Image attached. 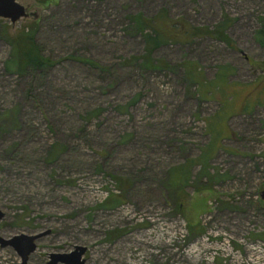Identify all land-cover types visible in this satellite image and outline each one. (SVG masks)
Here are the masks:
<instances>
[{"label":"rangeland","instance_id":"1","mask_svg":"<svg viewBox=\"0 0 264 264\" xmlns=\"http://www.w3.org/2000/svg\"><path fill=\"white\" fill-rule=\"evenodd\" d=\"M18 1L29 16L0 23V235L50 230L29 264L75 245L87 264H264V0ZM138 12L198 27L229 19L233 46L169 43L153 57L173 68L142 71L124 61L145 52L128 17ZM6 24L36 27L58 63L35 78L7 70ZM221 65L232 66L227 87ZM186 162L189 182L173 185ZM20 262L0 245V264Z\"/></svg>","mask_w":264,"mask_h":264},{"label":"trees","instance_id":"2","mask_svg":"<svg viewBox=\"0 0 264 264\" xmlns=\"http://www.w3.org/2000/svg\"><path fill=\"white\" fill-rule=\"evenodd\" d=\"M43 3L52 0H40ZM131 20V26L139 33L142 34L145 42L144 53L142 55L133 56L132 58H126L124 61L130 63L132 61L137 62V65L141 68L142 71L149 70H158V69H171L173 68L170 62L166 61L163 58L153 57L154 51L158 48L168 45L169 43H180V42H191L194 41L198 37H209L215 40H220L229 44V46H233L232 38L227 33V28L231 24L229 19H224L217 24L211 26H203L198 27L194 25H189L187 22H183L180 20H174L169 16L166 17L165 13L162 12L159 15L154 17H146L142 12H138L136 14H131L128 16ZM4 22V18H0V23ZM38 22V21H37ZM9 25L6 24V27L3 28L2 33L6 36V39L10 43V56L6 61V68L9 71H14L18 75H35V77H40L38 75H43L46 70L54 66L58 63V60L53 59L50 56H47L43 53V46L36 39L37 28L31 27L30 29H26L23 27L15 31V33H10L7 29ZM257 41L264 46V24L257 30L256 32ZM80 59L91 62L88 58ZM196 64V62H193ZM191 64V67L194 68L197 65ZM194 66V67H193ZM198 67V66H197ZM232 66L230 65H221L219 66V73L217 74V78L215 79L216 83H222L223 86L226 85V82L229 84L226 79L227 75L231 70ZM191 72L190 77L193 81L197 82L199 78L200 72ZM213 83V81H212ZM205 84V83H203ZM219 87V86H217ZM227 87V85H226ZM211 93L210 89H204L203 96ZM134 101H130L125 105H119L118 109L125 112L129 110L131 104ZM9 111L15 113L16 108H12ZM102 111L101 108L96 110L89 111L88 116H97ZM7 116H10L7 113ZM59 145L58 143H54L53 147ZM193 162H186L181 166L172 168L169 172L172 177L173 185H179L180 187L184 184L188 183L191 178V167ZM119 183V187L125 189L126 182L123 177L115 176ZM122 198L120 195L112 194L108 199L110 206H117L122 202ZM176 206L181 208L183 206V201L178 198ZM191 223V227H192ZM264 238V236H263Z\"/></svg>","mask_w":264,"mask_h":264},{"label":"water","instance_id":"3","mask_svg":"<svg viewBox=\"0 0 264 264\" xmlns=\"http://www.w3.org/2000/svg\"><path fill=\"white\" fill-rule=\"evenodd\" d=\"M29 13L25 5L18 0H0V18L10 19L15 23L21 18L28 17ZM261 199L264 200V189L261 191ZM5 217V212L0 208V220ZM51 231H42L34 234H16L12 237L0 235L1 247H12L21 257L20 264H29L30 255L37 248V240L49 234ZM88 247L75 245L70 252H53L50 254L49 264H87L84 257Z\"/></svg>","mask_w":264,"mask_h":264}]
</instances>
